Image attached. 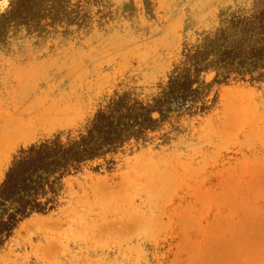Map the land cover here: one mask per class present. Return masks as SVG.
<instances>
[{"label": "rangeland", "instance_id": "374dc122", "mask_svg": "<svg viewBox=\"0 0 264 264\" xmlns=\"http://www.w3.org/2000/svg\"><path fill=\"white\" fill-rule=\"evenodd\" d=\"M229 50H264V0H0V121H31L0 185L22 150L80 141L120 102L155 120L56 183L0 264H264V57L228 72Z\"/></svg>", "mask_w": 264, "mask_h": 264}, {"label": "trees", "instance_id": "16d2710c", "mask_svg": "<svg viewBox=\"0 0 264 264\" xmlns=\"http://www.w3.org/2000/svg\"><path fill=\"white\" fill-rule=\"evenodd\" d=\"M239 57V65H236ZM263 57L264 50L253 52L250 57L229 50L223 52L220 62L228 72L243 73L241 67L248 64V58L257 66ZM184 78V81H173L169 93L177 108L194 101L195 97H191L197 93L192 89L193 80L188 76ZM158 102L161 105L166 101ZM158 110L162 112L160 107ZM151 111L140 103L129 106L120 102L109 112H99L87 135L80 141L64 144L57 139L22 150L0 185V248L21 221L33 213H46L53 208L50 198L45 201L42 198L54 192L56 183L78 172L86 161L116 151L132 137L140 138L154 125Z\"/></svg>", "mask_w": 264, "mask_h": 264}, {"label": "bare ground", "instance_id": "6f19581e", "mask_svg": "<svg viewBox=\"0 0 264 264\" xmlns=\"http://www.w3.org/2000/svg\"><path fill=\"white\" fill-rule=\"evenodd\" d=\"M51 117H52L51 115H50V117L47 116L48 119ZM30 122L31 121L27 120V117L24 115H21V116L18 115L15 117H11L7 120L0 121V172H1V168H3V166H2L3 161L5 159V155L7 154L8 150H9V147L12 145L13 142L16 143V141L19 138H21L23 135H25V133H27L29 131V129L31 128ZM35 131H37V130H35ZM20 141H22V140H20ZM2 172H3V170H2ZM52 222L53 221L51 219L48 220L45 217L44 218L38 217L36 219H31L26 223L30 224V226H31V224H32V226H33V224H35V226L38 225L40 227V229L43 228V230H45L47 227H49V224L52 225Z\"/></svg>", "mask_w": 264, "mask_h": 264}]
</instances>
